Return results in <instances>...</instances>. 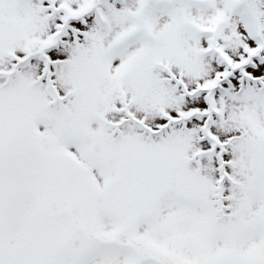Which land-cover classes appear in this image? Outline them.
<instances>
[{"label":"snow or ice","instance_id":"6c2138e0","mask_svg":"<svg viewBox=\"0 0 264 264\" xmlns=\"http://www.w3.org/2000/svg\"><path fill=\"white\" fill-rule=\"evenodd\" d=\"M0 264H264V0H0Z\"/></svg>","mask_w":264,"mask_h":264}]
</instances>
